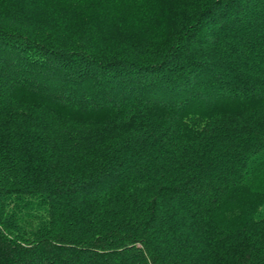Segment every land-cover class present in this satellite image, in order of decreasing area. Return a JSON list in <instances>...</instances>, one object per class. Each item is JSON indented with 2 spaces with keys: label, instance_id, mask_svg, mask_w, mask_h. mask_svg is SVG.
Wrapping results in <instances>:
<instances>
[{
  "label": "trees",
  "instance_id": "1",
  "mask_svg": "<svg viewBox=\"0 0 264 264\" xmlns=\"http://www.w3.org/2000/svg\"><path fill=\"white\" fill-rule=\"evenodd\" d=\"M50 5H0V264H264V0Z\"/></svg>",
  "mask_w": 264,
  "mask_h": 264
},
{
  "label": "rangeland",
  "instance_id": "2",
  "mask_svg": "<svg viewBox=\"0 0 264 264\" xmlns=\"http://www.w3.org/2000/svg\"><path fill=\"white\" fill-rule=\"evenodd\" d=\"M51 2L52 0H0V5L5 9L8 8V13L13 17L19 18L25 12L34 16L36 20L49 21L54 18L58 21L57 15L52 11ZM72 13L68 10L65 11L61 14L62 19H72Z\"/></svg>",
  "mask_w": 264,
  "mask_h": 264
}]
</instances>
